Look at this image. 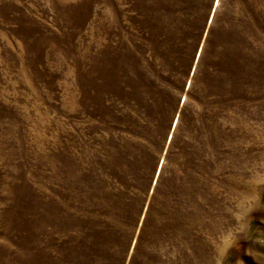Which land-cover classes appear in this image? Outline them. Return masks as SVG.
<instances>
[{"label": "rangeland", "instance_id": "374dc122", "mask_svg": "<svg viewBox=\"0 0 264 264\" xmlns=\"http://www.w3.org/2000/svg\"><path fill=\"white\" fill-rule=\"evenodd\" d=\"M0 264H264V0H0Z\"/></svg>", "mask_w": 264, "mask_h": 264}]
</instances>
